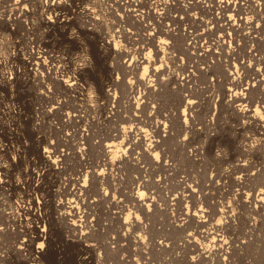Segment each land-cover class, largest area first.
<instances>
[{
	"label": "rangeland",
	"instance_id": "374dc122",
	"mask_svg": "<svg viewBox=\"0 0 264 264\" xmlns=\"http://www.w3.org/2000/svg\"><path fill=\"white\" fill-rule=\"evenodd\" d=\"M148 1L153 0L134 3L139 6ZM167 1L196 2L206 8L191 12L198 11L197 17L205 20L204 43L209 50L202 55V49L199 53V49L196 51L186 44L189 37L184 24L167 36L161 35L169 42L168 55L164 58H160L162 53L158 55L155 64L166 71L160 77L167 76V85L163 88L158 82L162 79L149 71L151 75L147 78L155 87H160L136 88L141 101L138 105L130 104L129 93H121L119 86L123 79L127 83L130 78L139 79L142 75L138 71V76L130 73L123 78L124 53L141 46L143 36H147L144 23L148 21H139L133 15L120 18L124 9L120 0L0 1V18H4L0 23L1 31L9 36L14 34L6 23L10 19L19 31L23 29L22 20L33 22L26 33L43 41L48 50L42 53L41 60L50 65V71L44 72L42 61L36 70L24 65L20 58H13L20 69L13 73L12 83L0 85L3 95L0 100L5 101L0 103V144L8 143L16 150L0 149V164L10 169L3 176L5 187H0V227L4 230L0 235L7 246L4 250L14 262L24 264L21 257V260L17 258L12 245L16 239L28 237L32 233L30 230H35L40 214H46L48 243L44 264H264V210L256 207L257 214L252 212L256 209L252 192H257L262 186L256 183L264 180V42L255 43L244 35L251 25L260 31L259 36L264 35V0H236L243 6L236 15V30L226 25L221 10L215 5L217 0ZM246 17L252 21L247 26L243 24ZM193 27L195 34L201 32V26ZM175 40L181 42L184 52L178 49L181 44L176 42L180 47L174 45ZM3 42V49L10 47L12 51L14 43L6 39ZM27 45L25 40L15 44L23 50ZM126 72L124 70L125 75ZM186 73L193 74V79L187 78L189 82L181 79ZM67 76L74 77L81 88L89 89V93L88 90L78 93L65 88L63 79ZM118 81L119 86H115L118 92L115 88L109 92L107 86ZM180 81L187 82L182 90ZM248 85L251 91L245 88ZM236 90L244 92L245 97L236 99L233 95ZM87 94L93 99L89 97V100ZM183 94H190V98L200 104V110L189 113L187 118L182 114ZM145 103L147 107L142 109ZM59 104L61 111L53 115L44 113ZM112 106L117 114L111 118L109 108ZM140 112L144 113L143 117ZM136 114L146 130L143 134L147 135V142L158 151L156 167L147 164L150 159L145 160L144 169H137L131 161L122 163L125 165L111 163L104 165L105 173L96 178L91 171L98 160L107 157L117 161L131 153L126 152L125 143L120 146L125 150L122 153L115 152L118 148H107L106 142L117 143L131 138L129 141L135 143L133 156L142 150L144 144L130 134L131 126L140 122L132 119ZM150 114L153 117L149 122L146 117ZM156 121L160 122V128L154 126ZM185 123H188L186 128ZM122 126L129 128L120 137ZM116 133L119 138L109 137ZM47 155L57 159V167L49 165ZM245 162L250 169L236 173L235 167ZM226 171H229L228 177H222V172ZM246 172L251 174V181L242 176L246 182L235 183L234 178ZM28 173L37 176L32 183L27 181ZM39 173L43 174L40 178ZM217 173L219 175H215ZM139 174L149 181H162L157 187L152 183L142 184L138 181L141 178L137 179ZM78 178H85L90 188L84 190L80 198L74 189ZM190 186L196 188V197L190 195ZM139 189L155 196L158 210L153 206L150 210L143 207L144 214L139 210L141 205L138 206L135 199ZM71 191L78 205L74 216L65 214L59 205L67 202ZM175 195H181L182 199L172 200ZM30 196L35 201H31ZM36 205V209L23 213L24 206ZM197 208L212 212L210 224L205 226L208 230H215L217 221L227 225L207 235L192 218L183 223L186 211ZM72 221L78 226H73ZM212 234L222 239L224 255L219 259L221 247L215 241L210 242Z\"/></svg>",
	"mask_w": 264,
	"mask_h": 264
},
{
	"label": "bare ground",
	"instance_id": "6f19581e",
	"mask_svg": "<svg viewBox=\"0 0 264 264\" xmlns=\"http://www.w3.org/2000/svg\"><path fill=\"white\" fill-rule=\"evenodd\" d=\"M2 1V0H0ZM114 2L115 1H119V0H113ZM121 3L123 4L124 6V9H123V12L122 14H120V18L122 19H126L128 16L130 15H133L135 16V18L139 21H143V22H147L148 23H144V27H145V30L147 31L146 34L147 36H143L142 38V44L141 46H139V48L137 50H131V51H127L126 53H124V56L126 58V64L123 65V69L125 70V72L127 71L128 74L125 75L124 73V70H123V78H125L124 76H128L130 73H133L135 74L136 76L137 75V72L138 71H141L142 75L140 76V78H135L133 77V79H129L127 81V83H124V79L121 81L122 83L120 84L118 82H113L111 83L110 85H108L107 87L109 88V92L112 88H115L120 85L122 86H119V87H122V88H119V89H122L121 90V93H124L126 91V94L127 92L129 93L128 94V99L130 102V104H133V102H135L136 105L138 104H141L139 102V96H137V90L136 88H140L141 86H143L142 88H145V89H157L158 87H160V85L162 86L163 85V88L165 85H167L165 79H167V76L164 77V79H162L161 77L164 76L163 72L165 73L166 71L165 70H162L160 66H157L155 64V61L158 60V55H160L161 53V57L160 58H164L165 55H168V51H166L167 49V46H169V42L167 41V39L165 37H162L161 35H168V34H171L172 32H174L175 30H178L179 27H181L182 25L180 24H184V25H187V28H185L186 30V35L189 37V43L186 42V44H190V47L191 48H196L198 51L199 49V53H200V50L202 49V55L206 54L209 50V48L206 47V44L204 43L205 42V38L207 36V28H206V24H205V20L203 21L202 19H199L196 15V13L198 12H194L195 14H193L191 11L195 10L196 9H206L204 8L203 5H200L196 2H189L188 4H180L178 1L176 2H173V3H170L168 2L167 0H153L151 2L148 1V4L143 2L142 4H140L139 6H137L134 2L137 1V0H120ZM215 5L221 10L222 12V17L224 18V20L226 21V25H228L229 28L233 29V30H236L235 26L237 25L236 23V15H238V11L240 9H242V5L240 3H238L236 0H217ZM171 11L173 12V14H171ZM179 12H181L183 15H180ZM185 13V15H184ZM23 14H26V13H23ZM186 15H188L186 17ZM4 18H0V23H2V21ZM155 19V21H154ZM167 20V21H165ZM164 22V23H162ZM263 22H264V19H263ZM8 24V29L13 32L14 34L13 35H10L9 36V33H5V32H2L1 31V25H0V85H8L10 83H12L13 81V78H14V75L13 73L16 71V70H19L20 69V64L18 63V61L16 59H13V58H20L22 61H23V64L26 65V66H29L30 68H34V69H38L39 68V65L42 61V71L46 72V71H50V65L47 64V62L41 60L43 54L42 53H46L47 52V48L45 46V44L43 43V41H40L38 38L35 40V37L34 36H31L29 33H26V32H29L30 31V25L33 24V22H30V20H22V24H23V29L21 31H19L20 29L15 27V23L14 21H12L11 19L8 20L6 22ZM32 23V24H30ZM156 24V26H153V24ZM252 21L251 19H249L248 17H246V20L243 22V24L245 26L251 24ZM141 24V23H140ZM142 25V24H141ZM198 26V28H200L199 26H201V32L200 33H194L195 30H192L191 28L193 26ZM258 26V25H257ZM248 30L245 32V36L255 42V43H258V42H264V35L263 36H259L260 34V31L259 30H255V28L253 27V25L251 26H247ZM194 29V27H193ZM197 29V27H196ZM257 33V34H255ZM252 34H255V35H252ZM163 35V36H164ZM158 37V39H157ZM22 38H25V39H22ZM204 38V41H202L201 39ZM4 39L6 40H10V42L14 43V46H13V49L11 51V48L8 47L7 49H3V46L2 44H4ZM157 39V40H156ZM21 40H25L27 42V50H23L21 49L22 47H16L15 44L20 42ZM177 40H179L177 38ZM179 41H176L175 40V43L174 45H178L177 43ZM181 44V42H180ZM179 44V45H180ZM185 44V43H184ZM197 44H200L197 45ZM173 45V46H174ZM175 45V46H176ZM178 45V47H180ZM172 46V47H173ZM185 46V45H184ZM183 46V47H184ZM171 47V45H170ZM189 46H186V48H188ZM189 47V48H190ZM35 48V49H34ZM175 48V47H174ZM177 48V47H176ZM186 48H183V49H186ZM190 48V49H191ZM178 49H181L182 50V44H181V48H178ZM177 50V49H176ZM180 50V51H181ZM187 50V49H186ZM185 50V52H186ZM11 51V52H10ZM21 51V52H20ZM179 51V52H180ZM184 52V50H182ZM189 52V50H187ZM10 52V53H8ZM182 52V53H183ZM192 52V51H191ZM21 53V55H20ZM196 53V52H194ZM157 54V56H156ZM181 54V52H180ZM184 54V53H183ZM188 54V53H187ZM190 54V53H189ZM188 54V55H189ZM54 56V54H52ZM192 57L194 58L195 56H193L194 54H191ZM156 56L157 59L154 57ZM197 56V54H196ZM191 56L189 55L188 58H190ZM12 58V59H11ZM201 58H204L203 56H201ZM191 59V58H190ZM193 60V59H192ZM199 60H200V57H199ZM205 60V59H204ZM163 62V60H161ZM201 62H202V59H201ZM200 63V62H199ZM161 64V63H160ZM163 66V65H162ZM164 67V66H163ZM185 67V66H184ZM183 69V67H181ZM165 69V68H164ZM150 71V73H153L155 76H157V78L159 79V77L163 74V76H161L160 78L162 79H159L161 81H158L160 83V85L157 87H155L153 84H152V80L149 78L151 74H148ZM126 72V73H127ZM190 72V71H189ZM166 74V73H165ZM140 75V74H139ZM147 75H149V77L147 78ZM182 76V75H181ZM189 77V78H188ZM135 78V79H134ZM156 78V77H155ZM156 78V79H157ZM191 80V78L193 79V74H187L185 76H182L181 79L182 80H187L189 82V80ZM153 79V77H152ZM154 79V80H156ZM178 79V78H177ZM180 79V80H181ZM176 81V79H175ZM63 84L65 86V88H67L68 90H72V91H75V92H78V93H81L79 92L80 90H88L87 93H89V89L86 88H81L79 86V83L77 81H75L74 77L72 76H67L65 79H63ZM126 82V81H125ZM178 83V81H176ZM183 81H180V84H183V86H180L182 88H180V90L183 89V87H185V81L182 83ZM179 84V83H178ZM179 86V85H178ZM166 87V86H165ZM141 88V89H142ZM246 89H248L249 91H251V86L248 85V86H245ZM117 89V91L115 92H118V88H115ZM159 89V88H158ZM112 91V90H111ZM147 91V90H146ZM154 91V90H153ZM156 91V90H155ZM158 91V90H157ZM84 92V91H83ZM82 92V93H83ZM149 92V91H148ZM147 92V93H148ZM181 92V91H180ZM102 93V92H101ZM114 93V92H112ZM112 93L109 94L112 96ZM146 94V92H144ZM144 93H143V96H144ZM154 93V92H153ZM153 93H151L153 95ZM190 93V92H189ZM84 94V93H83ZM108 94V93H106ZM150 94V93H149ZM150 94V95H151ZM158 93H156L157 95ZM244 92H239V91H234L233 92V95L234 97H236V99L238 98V100H241L242 98H244L245 96L243 95ZM81 95V94H80ZM88 95V94H87ZM96 95V94H95ZM125 95V94H124ZM122 95L121 98L124 96ZM130 95V96H129ZM184 95V94H183ZM3 95L0 94V97H2ZM107 96V95H106ZM115 96V95H114ZM118 96V95H117ZM142 96V95H141ZM180 96L182 97V92L180 93ZM85 97V96H84ZM91 98L93 99V97L91 95H88V98ZM190 94H185L183 96V98H181V103H184V111L182 112L183 114V117L187 118L189 115V113L193 112V111H196V109H199L198 106L200 104H198L196 102V100L194 101L193 99L190 98ZM83 98V97H82ZM89 98V100H90ZM96 98V97H95ZM116 98V97H115ZM115 98H112V100ZM119 98V97H118ZM149 98V96H148ZM155 98V97H154ZM81 99V97L79 98ZM151 99V98H150ZM111 100V99H110ZM143 100V98L141 99ZM2 102H5L3 100H0V103ZM7 102H10V101H7ZM82 102V100H81ZM86 102V101H85ZM84 102V103H85ZM118 104L120 103L119 101H117ZM146 102V101H145ZM87 103V102H86ZM97 103V102H96ZM107 103V102H106ZM111 103V102H110ZM148 103V102H147ZM149 104V103H148ZM96 105V104H95ZM98 105V104H97ZM116 105V104H115ZM130 106V105H129ZM142 106V105H141ZM202 106V105H201ZM94 107V106H93ZM114 106H112V108H109L110 111L109 113H111L110 117L112 118L113 115L117 114V110H115V108H113ZM119 107V106H118ZM121 107V106H120ZM132 107V106H131ZM147 107V104L145 103V106L142 108V109H146ZM141 108H139L140 110ZM100 110V109H99ZM122 110V109H121ZM138 110V109H137ZM200 110V109H199ZM58 111H61V107H60V104L59 105H53L52 106V109L48 110V111H45L44 113L45 114H49V115H53V113L55 112H58ZM97 111V110H96ZM133 111V110H132ZM142 111V110H141ZM147 111V110H145ZM144 111V112H145ZM203 111V110H202ZM120 112V111H119ZM139 112V111H138ZM61 113V112H60ZM67 114H69V112H66ZM135 113V112H134ZM142 113V112H140ZM153 113V112H152ZM9 114H11V112H9ZM143 114L142 113V117H143ZM155 115V114H154ZM188 115V116H187ZM254 115V114H253ZM109 116V115H108ZM117 116V115H116ZM125 116V115H124ZM135 116V115H134ZM146 117V116H145ZM152 117L153 115L150 114L149 117L147 116L146 118L149 120H152ZM193 117V116H192ZM1 118V117H0ZM121 118V117H119ZM123 118V117H122ZM129 118V117H128ZM145 118V119H146ZM103 119V118H102ZM106 119V118H105ZM110 121L112 119L108 118ZM107 119V120H108ZM134 119L135 121L136 120H140L139 124L135 123L136 125L135 126H131V130H130V134L131 135H135V137H137V139L142 142L144 144L143 148L141 151L137 152L138 154L133 156L135 152H133V148H134V142H130L129 139L125 140V139H122L120 142H117L118 145H116L117 143H115L114 141H109V142H106L105 145L107 148H118L117 151L115 152H125V150L123 148H121L120 146L125 143L127 144L126 146V152L127 151H131V153L129 155H131V158L129 159V155H127V157H123V159H117V161H113V159H109V158H104V159H101V160H98L97 163L93 164L92 166V175L95 176L96 178H100L101 176H103V174L105 173L103 171V166L104 165H109L111 163H117V162H120L121 164L122 163H126V164H129L130 161H131V164L134 165L137 169H144L146 167V165L150 164L151 166L153 165V167L155 165H157V162L159 159H157L158 157V151L156 152L154 150V147H151V143L147 142V135L146 134H143L146 130L145 128L142 126V121L140 119V116L138 114H136V117L135 118H132ZM189 119V118H188ZM188 119H185V120H188ZM144 120V119H142ZM184 120V119H182ZM113 121V120H112ZM133 122V121H132ZM184 122V121H183ZM193 122V121H192ZM148 123V122H147ZM154 123V121H153ZM156 127H159L160 128V122L159 121H156ZM151 124V123H150ZM188 124V123H187ZM187 124L185 123L184 127L186 128L187 127ZM81 125V124H80ZM183 125V124H182ZM181 125V126H182ZM153 126V125H152ZM164 127V126H163ZM0 128H1V125H0ZM129 127L127 126H122L120 130L121 132V136L119 134L116 133V135L114 136H109L111 138H119L122 137L124 135V132L127 131ZM151 128V127H150ZM192 128V127H191ZM180 129V128H179ZM136 130L137 132H132ZM156 131V130H155ZM159 132V131H158ZM0 133H1V130H0ZM82 135H84V133H82ZM1 148L0 149H3V150H15V148H13L11 145H9L8 143L7 144H0ZM118 146V147H116ZM94 148V147H93ZM110 151H113V149H109ZM50 151V150H49ZM248 151V150H247ZM249 152V151H248ZM252 153V151H250ZM254 152V151H253ZM247 157V156H246ZM48 158V163L49 165L53 166L56 165L57 163V159L56 158H51L50 155H47ZM148 159L151 160L150 163H147L146 161ZM146 160V161H145ZM149 161V160H148ZM161 162V161H160ZM147 163V164H145ZM119 164V163H118ZM130 164V165H131ZM221 164V163H220ZM247 164L246 162L243 163V164H239V166H236L235 167V172L238 173L240 172L241 170H246L248 171L250 169V167H248V164L247 166L245 165ZM258 164V163H257ZM256 164V165H257ZM122 165H125V164H122ZM246 166V167H242V166ZM57 167V165H56ZM99 167V169H98ZM115 167V165H114ZM119 168H121V166L119 165L118 166ZM123 167V166H122ZM148 167V166H147ZM150 167V166H149ZM148 167V168H149ZM156 167V166H155ZM115 170H118L116 169V167L114 168ZM155 168H153V171H154ZM158 169V168H157ZM9 167L5 166V165H1L0 164V187L1 188H4L5 186L3 185L4 184V175H7L9 173ZM156 170V169H155ZM220 170V169H219ZM218 170V171H219ZM222 171V170H221ZM251 171V170H250ZM233 172V171H232ZM87 173H88V170H87ZM142 173V172H141ZM140 173V174H141ZM147 173V171L145 172ZM151 173V172H150ZM155 173V172H154ZM158 173V172H157ZM216 173V172H215ZM220 173V172H219ZM219 173L215 174V175H219ZM256 173V171H255ZM139 174V175H140ZM239 174V173H238ZM142 175V174H141ZM137 176V179L138 178H141L140 180H138L139 182H141L142 184H145V183H152L154 185V187H157L159 186L160 182L162 180H159V179H154L153 181H149V179L145 178V176ZM145 175V174H144ZM158 175V174H157ZM221 175V174H220ZM229 175V171H226V172H222V177H228ZM232 175V174H231ZM250 175L248 172L246 173H243L242 175H238L234 178L235 180V183H238V184H241L243 182H246V181H243L241 178L242 176H245V179H249L250 178ZM254 175V173H253ZM27 181L28 183H32L35 178H37L36 174L35 173H28L27 175ZM39 178L40 176H43V174H38ZM256 176V175H255ZM260 176V175H259ZM253 177V176H252ZM157 178V177H156ZM152 179V178H151ZM250 180V179H249ZM137 181V180H136ZM251 181V180H250ZM256 183V182H255ZM149 185V184H148ZM236 185V184H235ZM234 185V186H235ZM250 185V184H249ZM256 185H261L262 187L259 188V190L257 192H252V193H255V202H256V206L255 208L257 207H261L262 210H264V180H260L258 183H256ZM239 186V185H238ZM245 186V185H244ZM248 187V186H246ZM7 188V187H6ZM190 188V195L192 197H196L195 196V193H196V188H191V186L189 187ZM239 188V187H238ZM74 189H76V192L78 193V197L80 198V195H83V191L86 190V191H89L90 188H88L87 186V180L85 178H78L76 181H75V185H74ZM241 190V189H240ZM250 191V190H249ZM255 191V190H254ZM74 191H71L70 192V195L71 196H67L66 200L67 202H60L59 205H61V208L62 210L64 209V213L65 214H68V215H75V209L78 208L74 202H76L74 196ZM238 195V194H237ZM252 196V194H249ZM152 199H150L151 197ZM242 196V195H240ZM250 196V197H251ZM248 197V196H246ZM85 198V197H84ZM249 198V197H248ZM29 199L32 201H35V198L30 196ZM137 201V204L138 206L141 205V209H139L140 211L142 210V212L144 211L142 208L144 207V209H148L150 210L151 209V206H153V208L155 209L157 204H156V198L155 196H153L152 194H147L145 193L144 190H141L139 189V191L137 192V196L135 198ZM172 200H181L182 199V196L181 195H175L174 197L171 198ZM250 199V198H249ZM65 200L64 198L62 199V201ZM247 201V200H246ZM38 202H40L38 200ZM241 202V201H240ZM121 203V202H119ZM245 203V202H244ZM30 204V203H29ZM32 204V203H31ZM123 204V203H122ZM121 204V205H122ZM252 204V203H251ZM58 205V206H59ZM118 205V204H116ZM120 205V206H121ZM136 206V205H135ZM195 206V205H194ZM244 206V204H243ZM247 206V205H246ZM252 207V205H250ZM118 207V206H117ZM126 207V206H125ZM139 207V208H140ZM196 207V206H195ZM200 207V206H199ZM228 207V206H227ZM250 207V208H251ZM24 208L26 209V211H23V213H27L29 211V209H36L37 208V205L35 207H27V206H24ZM116 208V207H115ZM137 208V207H135ZM158 208V207H157ZM156 208V210H158ZM213 208V206H212ZM256 209L252 210L255 211L256 213ZM258 208V210H259ZM120 209V208H119ZM123 209H124V204H123ZM126 210V209H125ZM138 210V209H137ZM191 210V209H190ZM189 209L186 211L185 213V216L183 217L182 219V222L184 223L186 220H188L189 218H192L195 223H197L198 225L202 226L204 229H202L201 231L203 232V234L205 232H207L208 234L207 235H211V233H214L215 230H220L226 223L223 222V223H219V221L216 222V226L214 224L215 227H213L215 230H208L207 228H205V226L208 225L209 221L211 218V214H210V210L208 209H203V208H200V209H195L194 211H190ZM147 211V210H146ZM145 211V212H146ZM216 211V210H214ZM35 212V211H34ZM149 212V211H147ZM151 212V211H150ZM157 212V211H156ZM29 213V212H28ZM123 213V212H122ZM125 213V212H124ZM154 213V212H153ZM212 213V212H211ZM214 213V212H213ZM216 213V212H215ZM121 214V213H120ZM129 214V213H128ZM144 214V212H143ZM237 214V213H235ZM257 214V213H256ZM148 215V214H146ZM145 215V217H146ZM232 215V214H231ZM239 215V214H238ZM262 215V213H261ZM260 215V217H261ZM87 216V214L85 215ZM149 216V215H148ZM155 216V215H154ZM213 216V214H212ZM216 216V215H215ZM230 216V215H229ZM234 216V215H233ZM236 216V215H235ZM143 217V216H142ZM147 218V217H146ZM209 218V219H208ZM232 217H230L231 219ZM262 218V217H261ZM191 219V220H192ZM221 219V218H220ZM192 220V221H193ZM85 221V220H84ZM134 221V220H133ZM139 221V220H138ZM137 221V222H138ZM222 221V220H221ZM224 221V220H223ZM227 221V220H226ZM262 221V220H261ZM213 222V221H212ZM264 222V221H263ZM127 225L128 222H124ZM140 223V222H139ZM138 223V224H139ZM227 223H231V221L227 222ZM256 223L258 225V222H257V217H256ZM262 223V222H261ZM71 224L73 226H78L77 222L76 221H72ZM210 224V223H209ZM88 227H89V223L86 224ZM227 225V224H226ZM229 225V224H228ZM232 225V223H231ZM35 226V225H34ZM32 226V227H34ZM212 226V225H211ZM125 227V226H124ZM132 227V226H131ZM136 227V226H135ZM225 227V226H224ZM228 227V226H227ZM226 227V228H227ZM141 229V227H139ZM138 228V229H139ZM130 229V228H129ZM199 229V228H198ZM212 229V228H211ZM223 230V228H222ZM32 233L28 235V237H24L22 239H16V243L14 245H12V248L14 249V251L16 250L17 252V258L21 260L22 258V261L24 264H44V257H45V253H46V248H47V243H48V231H47V227H46V214L45 215H41L39 216V219L37 220V224H36V227H35V230L32 231L30 230ZM200 231V232H201ZM4 233V230L2 227H0V234H3ZM129 233V232H128ZM132 234V233H131ZM139 235V234H138ZM190 235V234H189ZM213 235V234H212ZM123 236V235H122ZM128 236V235H127ZM136 236V235H135ZM0 250H2V252L0 251V264H18L16 262H14V259L12 260L11 256L9 254H7V252L4 250L7 248L6 244L4 243V239L2 238V235H0ZM211 239L212 241L210 242H217L220 244V253H219V256H218V259L221 258L222 255H224V252H223V245H222V239L219 238V237H215L214 235L211 236ZM129 241V240H128ZM142 241V240H141ZM144 241V240H143ZM139 242V241H138ZM134 243V242H132ZM143 243V242H142ZM130 244V243H129ZM144 244V243H143ZM216 244V243H215ZM140 245L141 242H140ZM208 245V244H207ZM211 245V244H210ZM214 245V244H213ZM119 246V245H118ZM145 246V245H144ZM132 247V246H131ZM208 247V246H207ZM217 247V246H216ZM204 248V247H203ZM209 249V247H208ZM205 250V248H204ZM203 250V251H204ZM214 249H212L213 251ZM216 250V248H215ZM206 253V250L204 251ZM210 252V251H208ZM216 252V251H215ZM214 252V253H215ZM214 253L212 255H214ZM216 254V253H215ZM210 255V254H209ZM207 258H209L208 254L205 255ZM21 257V258H20ZM212 257V256H211ZM217 258V257H216ZM131 261V260H130ZM135 262V261H134ZM131 264V263H130Z\"/></svg>",
	"mask_w": 264,
	"mask_h": 264
}]
</instances>
